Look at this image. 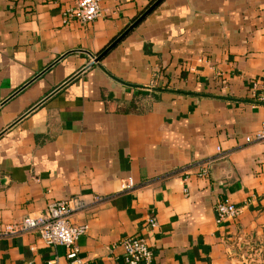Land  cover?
Segmentation results:
<instances>
[{
	"label": "crops",
	"instance_id": "crops-1",
	"mask_svg": "<svg viewBox=\"0 0 264 264\" xmlns=\"http://www.w3.org/2000/svg\"><path fill=\"white\" fill-rule=\"evenodd\" d=\"M151 1L101 0L102 14L82 23L64 19L76 0H0V130ZM263 81L264 0H163L0 135V222L77 196L86 206L71 219L88 224L78 239L86 264H127L122 239L137 233L154 264H255L259 250L248 249L264 243V140L246 136L264 120V87L254 85ZM218 146L226 154L200 175ZM221 198L241 210L218 223ZM66 250L36 232L0 234V264H67Z\"/></svg>",
	"mask_w": 264,
	"mask_h": 264
},
{
	"label": "built area",
	"instance_id": "built-area-1",
	"mask_svg": "<svg viewBox=\"0 0 264 264\" xmlns=\"http://www.w3.org/2000/svg\"><path fill=\"white\" fill-rule=\"evenodd\" d=\"M101 0H76L64 10L65 21L77 19L82 23H89L97 16L102 14ZM256 90L259 86L264 87L262 83L255 82ZM264 98V94H261ZM247 141L264 140V120L259 129L253 134L246 136ZM219 154L200 161V175H207L210 164L221 157L226 152H222L221 146H218ZM188 179V174L185 176ZM134 185L133 178L123 181L122 188H129ZM188 186L184 187V191L188 193ZM86 206L83 199L75 196L70 198H61L51 202L45 210L28 214L22 218L2 224L0 222V234H14L21 232H36L47 244H64L67 248L66 256L67 264H86L85 258L80 254L79 237L87 232V223H75L71 219V215L76 210ZM217 222L221 223L228 217L236 216L241 210V206L228 198H221L216 203ZM158 219L155 215L149 216L147 225L155 227L158 225ZM124 246L123 259L127 264H154V253L151 244L142 234L127 235L122 239ZM28 264H35L30 260Z\"/></svg>",
	"mask_w": 264,
	"mask_h": 264
},
{
	"label": "water",
	"instance_id": "water-1",
	"mask_svg": "<svg viewBox=\"0 0 264 264\" xmlns=\"http://www.w3.org/2000/svg\"><path fill=\"white\" fill-rule=\"evenodd\" d=\"M163 0H152L146 8L142 10V12L136 16L131 23H129L116 37H114L105 47H103L97 54H92V60L89 61L87 64H85L83 67H81L79 70H77L74 74L69 76L67 79H65L63 82H61L58 86H56L53 90L48 92L45 96H43L40 100H38L35 104H33L30 108H28L25 112H23L18 118H16L13 122H11L7 127L0 130V135H2L8 128L12 127L14 124H16L18 121H20L23 117H25L27 114H29L31 111H33L36 107L41 105L43 102H45L48 98H50L52 95H54L56 92H58L60 89H62L66 84L74 80L76 77H78L80 74H82L85 70H87L90 66H92L94 63L101 61V59L114 47L116 46L127 34H129L151 11H153ZM57 61V60H56ZM56 61L49 64L46 68L41 70L38 74H36L33 78L28 80L23 86H21L20 89L25 87L28 83L33 81L36 77L41 75L43 72H45L49 67H51ZM18 90V91H19ZM17 91V92H18ZM5 102V101H4Z\"/></svg>",
	"mask_w": 264,
	"mask_h": 264
},
{
	"label": "trees",
	"instance_id": "trees-1",
	"mask_svg": "<svg viewBox=\"0 0 264 264\" xmlns=\"http://www.w3.org/2000/svg\"><path fill=\"white\" fill-rule=\"evenodd\" d=\"M132 108H135V109H137L138 108V106H137V104H133V105H129V106H127V109H132ZM258 249L259 250V256H257V257H255L253 260H252V262L253 261H255L256 262V264H261V262L260 261H257L259 258H264V243L262 244V245H254L253 247H250L249 249H248V255H249V257H254L253 255H251L250 253L251 252H255V249ZM254 262V263H255Z\"/></svg>",
	"mask_w": 264,
	"mask_h": 264
},
{
	"label": "rangeland",
	"instance_id": "rangeland-1",
	"mask_svg": "<svg viewBox=\"0 0 264 264\" xmlns=\"http://www.w3.org/2000/svg\"><path fill=\"white\" fill-rule=\"evenodd\" d=\"M255 261H253V263H254ZM250 264H251V262H250ZM255 264H256V262H255Z\"/></svg>",
	"mask_w": 264,
	"mask_h": 264
}]
</instances>
